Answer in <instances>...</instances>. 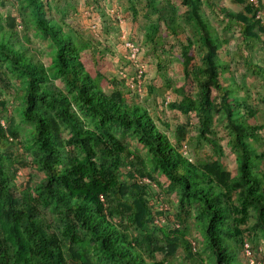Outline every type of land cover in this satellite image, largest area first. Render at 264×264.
Here are the masks:
<instances>
[{"label":"trees","instance_id":"16d2710c","mask_svg":"<svg viewBox=\"0 0 264 264\" xmlns=\"http://www.w3.org/2000/svg\"><path fill=\"white\" fill-rule=\"evenodd\" d=\"M106 1L112 0L92 5L104 8ZM140 1L128 0L133 22ZM231 1L241 10L225 0H145L154 17L142 42L174 95L166 106L184 115L174 125L165 111L153 117L126 98L121 84L128 78L107 75L105 51L112 46L100 43L93 28L94 36L76 27V10L66 2L23 0L20 14L23 29L32 19L50 40L63 87L50 78L16 17L0 10V264L264 260V151L257 150L264 122L256 119L264 99V22L255 15L264 0ZM208 14L235 37L215 30ZM181 19L194 22L200 50ZM173 51L182 69L174 81L167 67ZM13 111L26 129L19 130ZM219 122L235 166L225 160ZM128 136L146 146L147 158ZM193 139L198 157L200 142L209 147L208 158L193 161L184 153ZM18 173L26 175L23 182ZM154 195L166 208L153 204Z\"/></svg>","mask_w":264,"mask_h":264},{"label":"rangeland","instance_id":"374dc122","mask_svg":"<svg viewBox=\"0 0 264 264\" xmlns=\"http://www.w3.org/2000/svg\"><path fill=\"white\" fill-rule=\"evenodd\" d=\"M62 2L67 3L65 6L70 9V11L72 8H75L76 11L72 13V20L75 22L76 27L79 26L80 30L86 35L94 36L95 33L93 34L92 32L93 28L97 31V39L100 43H108L112 46L113 51H105V59L108 65L106 68L107 75L108 77L116 76L119 78V76H123L120 74V72H123L128 76V79H125L126 81L121 84V88L128 100L144 105L153 117L157 116L159 110L165 111L166 118L172 123V125L184 120V115L181 112L176 109H171L169 105L166 106L165 97L173 100L174 95L167 86L166 80L163 79L158 73L154 65V56L151 52L147 51L142 42L144 37L142 36L143 28L149 22V20L153 19L154 17L150 11V8L147 7L145 0H141L140 5L137 6L138 15L135 19V22H133L131 18L130 11L127 10V7L129 6L128 0L106 1L104 8L92 5L93 0H74L75 5L73 4V0H62ZM22 3L23 0H0V10L3 16L6 13H11L16 17L20 33L22 35H26L29 38L31 44H33L42 54L41 57L47 66L50 78L53 79L57 85L63 87V81L58 75H56L53 65L51 64L52 45L48 37L41 34V32L37 30L32 19L25 21L27 23L25 29L22 27V23L20 21V14L23 12L21 7ZM225 4L231 10H241L240 5L233 3L231 0H225ZM113 11H115L114 13L116 15V19L112 17L111 13H109ZM261 12L263 14L262 21L264 22V10L261 9ZM208 20L213 28L220 34L229 36L231 38L235 37V33L232 30H228L223 27V24L216 22V19L212 16V14H208ZM180 23L193 37H195L194 41L196 47L198 50H200L201 44L199 42V31L194 22L192 20L181 19ZM123 39L130 40L139 47L138 60L143 66L144 74L141 78L142 91L140 92L135 90V82L130 79V77L135 73V67L132 63L128 62L129 59L127 58L126 49L123 46ZM96 45H98L97 42ZM176 52L177 51L172 52L169 63H167V67L173 73V81L177 79L180 80L182 78V69L179 59L176 56ZM5 70L9 76L12 75L6 68ZM12 83L15 85V80H12ZM252 86H256V83L253 82ZM105 89L111 90L109 83L105 85ZM256 107L257 121L264 122V99L260 98L259 105ZM75 111L85 126H92L91 119L82 110L75 108ZM13 117L17 122L19 130L26 129V125L22 121V117L17 111H13ZM216 128L218 131L219 142L222 145L224 151L225 160L229 166H235V154L226 144V128L220 122L217 124ZM260 135L261 140L259 143H257V150L262 152L264 151V130L260 131ZM126 141L131 145L132 149L138 150L144 158H147L148 152L146 146L141 144L135 136H128ZM196 144L197 142L194 139L187 143L186 155L190 156L193 161L199 159V157L201 159L208 158L210 153L209 147L204 142H200V153L203 156L198 157L195 151ZM17 151L19 156L21 155V157H26L29 159V162H31V156L28 153V150L20 149V147H18ZM18 174V182H23L26 179V175H23L22 173ZM160 197L154 195L152 197L153 204L157 208H166V205L161 201ZM259 242H261V240H259ZM200 248L203 249L202 246ZM204 254L205 257L208 258V254L205 252Z\"/></svg>","mask_w":264,"mask_h":264},{"label":"built area","instance_id":"2783aa9c","mask_svg":"<svg viewBox=\"0 0 264 264\" xmlns=\"http://www.w3.org/2000/svg\"><path fill=\"white\" fill-rule=\"evenodd\" d=\"M251 1L256 4V0L255 1L251 0ZM255 15L257 18H260L262 20L263 14H262L261 10H257ZM123 37H125V36H123ZM123 46L126 49L127 58L130 60V62L135 67V73L133 76L130 77V79L134 80V78H137V82L134 83V86H135V90L140 92V91H142L141 90V78H142L141 75L143 72V66H142V64H140V62L138 60L139 47L134 42L127 40V39H123ZM120 74L123 75L124 78H128V76L125 73L120 72ZM167 100H168V97L165 98L166 104H167ZM185 152L186 151L184 150V153ZM154 222L155 223H162L163 218L155 217ZM245 245H246L245 246L246 254L249 255V253H250V251L248 249L249 245H247V244H245ZM256 264H264V260H259L256 262Z\"/></svg>","mask_w":264,"mask_h":264}]
</instances>
